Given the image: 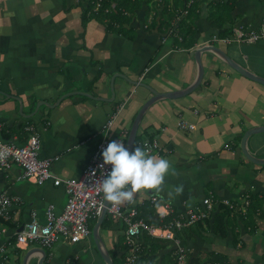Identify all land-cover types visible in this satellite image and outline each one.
<instances>
[{"label":"crops","instance_id":"obj_1","mask_svg":"<svg viewBox=\"0 0 264 264\" xmlns=\"http://www.w3.org/2000/svg\"><path fill=\"white\" fill-rule=\"evenodd\" d=\"M173 1L143 0L127 24L108 27L107 12L97 16L100 10L94 11L93 3L84 17V3L75 0H0L2 139L23 145L31 133L26 128L31 127L41 141L39 157L52 160V174L77 178L104 136L127 144L138 112L152 97L151 89L178 93L195 82V51L200 47L216 46L239 66L264 78V0H188L185 8L193 5L189 19V11L185 14V8ZM218 13L225 14L223 23L218 22ZM180 20L186 21L181 27L189 29L187 46L179 32ZM173 26L178 32L170 34ZM240 27L259 30L262 38L255 43L211 41L233 38V30ZM200 61L203 78L194 91L176 99H158L142 115L135 141L156 140L159 156L168 157L172 168L160 191L142 189L132 205L153 218L155 208L141 204L149 195L156 194L179 213L200 206L210 195L241 204L248 194L250 206L256 207L253 224L229 211L226 237L202 225L189 229L186 241L179 238L193 257L210 252L228 264H264V165L250 162L240 147L247 130L264 126V85L240 75L212 52L201 53ZM110 119L112 125L103 129ZM180 122L186 126L180 127ZM247 149L264 160V132L252 135ZM22 174L17 166L0 172V188L21 199L13 204L0 244L14 237L30 211L44 221L48 205L61 213L67 201L63 187L52 181L36 184L22 179ZM180 182L183 189L175 191ZM224 209L221 206L219 212ZM120 226L111 221L108 228L99 229L107 251L117 256L126 253ZM90 231V239L83 242L62 240L52 249L42 248L43 264H105ZM144 238L148 243V236ZM165 243L148 260L163 261L175 246ZM21 248L16 264H23L32 249L27 264H38L42 255L35 249L41 247Z\"/></svg>","mask_w":264,"mask_h":264},{"label":"built area","instance_id":"obj_2","mask_svg":"<svg viewBox=\"0 0 264 264\" xmlns=\"http://www.w3.org/2000/svg\"><path fill=\"white\" fill-rule=\"evenodd\" d=\"M75 1L81 3L82 0ZM101 1L93 2L94 11L101 8ZM190 5L191 3H188L187 6ZM188 7L184 9L185 14L188 12ZM105 12H108V9ZM170 34H172V29ZM233 34V38L213 37L211 41L229 43L232 40L237 43H255L262 38V33L259 30L251 28L234 29ZM112 122V119L107 121L103 129H109ZM179 126L184 128L186 124L180 122ZM2 130L3 125L0 122V172L4 173L13 166L20 167L23 170L22 179H34V182H38L36 184L52 181L54 186L63 187L67 194V201L60 215L53 213L54 205L46 208L45 223L40 222L35 210L30 211L29 220L21 225L22 229L15 231L14 237H7L8 239L4 240L5 243L0 244V257L5 258L8 264H14L11 255L14 246L38 245L45 249H51L60 240L76 244L90 238V222L99 217L105 200L99 179L93 182L92 177L100 178L102 174L106 175L108 168L111 167L108 165L101 169L99 165L102 161V150L113 139L104 136L99 141L79 177L60 178L51 172L52 160L39 157L41 141L39 136L33 133L31 127L26 128V131L31 133L23 145H16L12 140H3ZM141 146L149 149L150 154L153 155H159L161 151L156 140L148 139L142 142ZM145 199L141 204L148 202L152 208H155V216L150 217L149 220L148 216L132 205L134 201L125 202L119 206H113L110 202L106 208L109 219L121 225L120 228L123 229V245L126 248L124 264H137L139 262L142 248L145 245L144 236L173 243L175 245L172 249L174 264H190L189 248L182 245L179 238L180 233L191 229L200 222L204 224L209 221L214 217L212 216L213 212H219L221 206L226 207L231 212L245 215L252 197L247 194L241 199V204H238L228 199L214 200L213 196L210 195L202 200L200 206L179 213H175L172 207L156 194L149 195ZM20 203L21 199L18 196L0 188V238L7 234L8 228L5 224L11 220L13 204ZM28 243L29 245H25ZM205 264L223 263L222 261L208 260Z\"/></svg>","mask_w":264,"mask_h":264},{"label":"clouds","instance_id":"obj_3","mask_svg":"<svg viewBox=\"0 0 264 264\" xmlns=\"http://www.w3.org/2000/svg\"><path fill=\"white\" fill-rule=\"evenodd\" d=\"M213 46V45H212ZM142 143V142H141ZM128 147L122 140L113 139L102 150L101 169L110 165L107 174L100 178V188L106 201L113 206L133 202L135 193L144 189L160 191L172 168V161L166 156L150 154V150L137 144ZM183 182L175 185V191L183 189ZM222 263L227 261L222 258Z\"/></svg>","mask_w":264,"mask_h":264},{"label":"trees","instance_id":"obj_4","mask_svg":"<svg viewBox=\"0 0 264 264\" xmlns=\"http://www.w3.org/2000/svg\"><path fill=\"white\" fill-rule=\"evenodd\" d=\"M93 1L94 0H82L81 1V5H82V3H84V5H82V6L84 7V9L86 8L84 10L85 11L84 15H83L84 17H86L87 11H89L92 8ZM142 1L143 0H102L101 1V8L99 9L100 12L97 14V16L99 15V17H103L102 14H104L105 10L109 9V13L107 12V14H104V17L108 20L107 26L110 27V26H116V25H120V26L125 25L124 23L127 24L129 22L130 13L133 12L134 8L139 7ZM173 2H174L175 6L181 4L180 7L185 8V3L188 2V0H174ZM191 7L193 8L192 4L187 9V11H189V13H188L186 18H188L189 14L191 13V10H192ZM189 8H191V9H189ZM222 13H223V10H222ZM100 14H101V16H100ZM224 15L225 14H222V15L219 14V16H217L218 22L223 23L225 21ZM92 16H93V14H92ZM182 21L183 20H180V22H178V23H180L179 32L185 38L184 39L185 40L184 46L185 45L187 46L188 44L186 43V39L189 36V29L187 30V28L184 27V29H183V26L181 27L182 23H184V25L186 26V24H185L186 21L185 22H182ZM177 32H178V27L173 26L172 33H177ZM190 45L191 44H189V46ZM135 144H137V141H135ZM250 207H249V210L247 211V213L245 215H241V214L237 213V215L239 216L241 221L242 222L246 221L248 225L253 224L255 222L253 213L255 212L256 207L254 204L251 208ZM229 211H230L229 209H224L223 211L216 213L212 222L206 221L204 224L200 222L196 225V227L197 226L202 227V225L210 226L215 235L224 238L227 236V223H228V220H230ZM149 219L150 218H148V220ZM95 222H96V219H94L92 221V227L90 226V228H93ZM110 224H111V221H110L108 215L106 214L105 218L103 220V223L101 224V229L108 228ZM188 231H190V230L188 229V230L183 231L182 233H180L179 237L184 236V240L186 241L188 239V236L190 237V233H188ZM147 239L149 241L148 243H146L147 240H146V238H144V240H146L145 245L142 248L141 257H140L139 262L137 264H159L160 259H158V257H153V258H151V260H148V258L150 255H155L162 248L163 244H166V243L164 241L153 239L150 237H148ZM16 252H18V251L16 250ZM19 252H20V250H19ZM172 252H173V250L169 251V253L164 255L163 261H160V263L161 264H166V263L167 264H174V260L172 258ZM200 254L201 253H199L198 255H195L194 257H193V255L190 254L189 255L190 256V264H205L208 260H213V261H218V262H220L222 260V258L220 256H214L213 253L210 254V252L207 254V256H206V254L205 255L204 254L200 255ZM110 255H111V258H112L114 264H118L117 260L120 261L122 264H124V255L125 254H123L121 256H117L116 252H112V254L110 253Z\"/></svg>","mask_w":264,"mask_h":264},{"label":"water","instance_id":"obj_5","mask_svg":"<svg viewBox=\"0 0 264 264\" xmlns=\"http://www.w3.org/2000/svg\"><path fill=\"white\" fill-rule=\"evenodd\" d=\"M212 52L214 54H216L218 57H220V59H222L227 65H229L232 69H234L236 72H238L240 75L253 80L255 82H258L260 84L264 85V78L259 77L257 75H254L253 73H250L248 70L244 69L243 67L239 66L237 63H235L234 61H232L222 50H220L218 47L216 46H212V45H207L205 47H200L199 49H197L195 51V61L198 67V76L195 80V82L187 89L182 90L178 93L174 92V93H166V94H160L155 90L151 89V93H152V97L143 105V107L140 109V111L138 112L136 119L134 120L133 126L130 130L129 133V138L127 141V146L128 147H133L134 143H135V138H136V134H137V129H138V125L141 121L142 115L143 113L146 111V109L151 106L155 101H157L158 99H176L179 97H183L187 94H189L190 92L194 91L201 83L202 78H203V72L204 69L202 67L201 61H200V54L203 52ZM264 132V126L262 127H256V128H252L249 129L245 132V134L242 137L241 140V150H242V154L245 156L246 159H248L250 162L258 164V165H264V160H260L255 158L254 156L250 155V153L247 151V140L255 134H260ZM109 201L104 200V207L101 210V213L99 215V217L97 218V221L92 229V238L93 241L95 243V246L97 248V251L101 257V259L103 260V262L105 264H114L109 252L107 251L103 241L100 238V234H99V229L101 224L103 223V220L105 218L106 215V208L109 205ZM21 228H19V230H21ZM35 251H38L41 253V258L38 260V264H43V261L45 259L46 253L43 249L37 248L35 249ZM33 249L28 251L25 254L24 260H23V264H27L29 257L33 254Z\"/></svg>","mask_w":264,"mask_h":264},{"label":"bare ground","instance_id":"obj_6","mask_svg":"<svg viewBox=\"0 0 264 264\" xmlns=\"http://www.w3.org/2000/svg\"><path fill=\"white\" fill-rule=\"evenodd\" d=\"M25 179H28V178H25ZM34 180V179H33ZM35 183H38L37 181H35ZM45 183V182H44ZM50 205H52V204H50ZM50 205H48L46 208H48ZM224 207V206H223ZM46 208H45V210H46ZM44 213H46L45 211H44ZM53 213L55 214V215H60L61 213H56V208H55V206H54V210H53ZM45 221H46V214L44 215V221H40L41 223H45ZM18 231H20V230H18ZM17 242V241H16ZM13 243H14V241H13ZM25 245H29V243L28 244H25ZM21 246H23L25 249H27L28 247H33V246H38V245H30V246H24V245H19L18 247L17 246H14V249L13 250H11V252L13 253V254H11L12 255V263H14V264H16V261L14 260V258L16 257V255L19 253V250H21L22 248H21ZM40 247V246H39ZM19 249V250H18ZM40 249H42V247L40 248ZM43 249H45V248H43ZM16 250L18 251V252H16ZM45 251V250H44ZM46 253V252H45ZM1 258V257H0ZM11 258V257H10ZM45 258H46V256H45ZM0 264H8V262H7V260L5 259V258H1L0 259Z\"/></svg>","mask_w":264,"mask_h":264},{"label":"rangeland","instance_id":"obj_7","mask_svg":"<svg viewBox=\"0 0 264 264\" xmlns=\"http://www.w3.org/2000/svg\"><path fill=\"white\" fill-rule=\"evenodd\" d=\"M137 138H138V137H137ZM137 145H141V143H137ZM216 213H217V212H216ZM216 213L213 212L212 216H215ZM92 221H93V220H92ZM92 221L90 222V224H92ZM90 226H91V225H90ZM91 227H92V226H91ZM91 230H92V228H91ZM157 233L160 234V232H157ZM201 236H203V235H201ZM180 237H181V236H180ZM182 238H183V236H182ZM89 239H90V238H89ZM91 241L93 242L92 237H91ZM62 242H63V241L60 240V241H58L56 244L59 245V244H61ZM56 244H55V245H56ZM93 244H94V242H93ZM55 245H54V246H55ZM54 246H53V247H54ZM53 247H52V248H53ZM52 248H51V249H52ZM221 258H222V256H221ZM223 259H224V258H223ZM146 262H147V261H146ZM117 263H118V264H122V263H121L120 261H118V260H117ZM225 264H228V261H227Z\"/></svg>","mask_w":264,"mask_h":264}]
</instances>
